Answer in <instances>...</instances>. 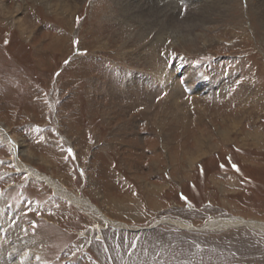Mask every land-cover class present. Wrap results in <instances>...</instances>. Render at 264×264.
Here are the masks:
<instances>
[{"label": "rangeland", "instance_id": "1", "mask_svg": "<svg viewBox=\"0 0 264 264\" xmlns=\"http://www.w3.org/2000/svg\"><path fill=\"white\" fill-rule=\"evenodd\" d=\"M230 1L181 42L115 0H0V264H264V230L206 227L264 222V28Z\"/></svg>", "mask_w": 264, "mask_h": 264}, {"label": "bare ground", "instance_id": "2", "mask_svg": "<svg viewBox=\"0 0 264 264\" xmlns=\"http://www.w3.org/2000/svg\"><path fill=\"white\" fill-rule=\"evenodd\" d=\"M115 1L118 3L122 16L125 18L126 21L128 20L136 21L138 24H141L143 27H145L148 33L151 31H156L154 37H156L157 39H162L164 34H166L167 32H171V34L173 33L172 35L175 36L176 41H181V42L182 41L193 42L197 35L195 33L197 29H199L204 25L212 23L215 19L217 20V18H215L216 16L217 17L229 16V10L232 9V2L230 0H200L198 3L194 2L196 5L198 4L197 8L189 11L187 15L184 17V19L179 21V19H177V17H175L173 13H171V11L173 10L172 9L173 6L171 4L162 7L156 4H146V3L143 4L141 2L142 0L141 1L115 0ZM247 1L251 3V5L253 6L257 15L256 19L262 25L261 28L262 27L264 28V0H247ZM177 85L178 84L176 83L173 86H171L172 94L171 93L170 94L173 96L175 92L178 90ZM205 87L206 85L203 82H199V84H197L198 90H203ZM20 145L21 143H19V146ZM79 202L86 203L87 201L83 202L82 200H80ZM86 204L88 205V203ZM170 222L176 223V225L182 226L184 228L190 227V225L188 224L185 225L184 223H180L174 220H170ZM243 225H248L253 228H259L264 230V222L253 219L246 220L245 218H241L238 216H227L220 218L216 217L211 221H209L206 227L210 229H221V228H229V227H239ZM12 236L14 235L12 234ZM17 241L19 242L21 240L19 239ZM21 243L16 244V246L14 247L15 251L19 249L20 246H22ZM3 244H5V242ZM14 250H12L11 252H9L6 249L4 250V257L2 259L4 262V263L2 262L3 264H20L19 262L21 261L17 260V258L15 257L16 255L14 256L15 254Z\"/></svg>", "mask_w": 264, "mask_h": 264}, {"label": "snow or ice", "instance_id": "3", "mask_svg": "<svg viewBox=\"0 0 264 264\" xmlns=\"http://www.w3.org/2000/svg\"><path fill=\"white\" fill-rule=\"evenodd\" d=\"M69 151H71V150L69 149Z\"/></svg>", "mask_w": 264, "mask_h": 264}]
</instances>
